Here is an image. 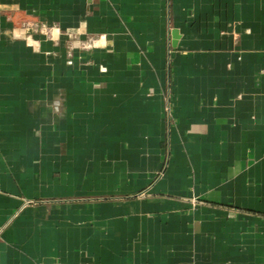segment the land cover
<instances>
[{"label": "crops", "instance_id": "crops-1", "mask_svg": "<svg viewBox=\"0 0 264 264\" xmlns=\"http://www.w3.org/2000/svg\"><path fill=\"white\" fill-rule=\"evenodd\" d=\"M0 264H264V0H0Z\"/></svg>", "mask_w": 264, "mask_h": 264}]
</instances>
